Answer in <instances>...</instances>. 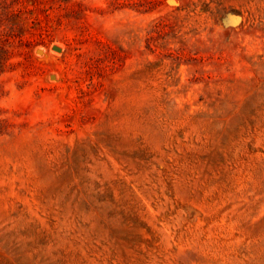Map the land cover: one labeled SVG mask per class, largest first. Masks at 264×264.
Wrapping results in <instances>:
<instances>
[{"label":"rangeland","instance_id":"1","mask_svg":"<svg viewBox=\"0 0 264 264\" xmlns=\"http://www.w3.org/2000/svg\"><path fill=\"white\" fill-rule=\"evenodd\" d=\"M0 40V264H264V0H5Z\"/></svg>","mask_w":264,"mask_h":264},{"label":"trees","instance_id":"2","mask_svg":"<svg viewBox=\"0 0 264 264\" xmlns=\"http://www.w3.org/2000/svg\"><path fill=\"white\" fill-rule=\"evenodd\" d=\"M4 1L0 0V16L4 7ZM2 9V10H1ZM8 50L5 48L3 42L0 40V73L5 70L7 66ZM9 123L6 119L0 118V133H4L8 130Z\"/></svg>","mask_w":264,"mask_h":264},{"label":"water","instance_id":"3","mask_svg":"<svg viewBox=\"0 0 264 264\" xmlns=\"http://www.w3.org/2000/svg\"><path fill=\"white\" fill-rule=\"evenodd\" d=\"M53 48H55V49H57V50H61V49H62V47L59 46V45H57V44H54V45H53ZM38 52H43V49L39 48V49H38ZM52 77H55V74H52Z\"/></svg>","mask_w":264,"mask_h":264}]
</instances>
